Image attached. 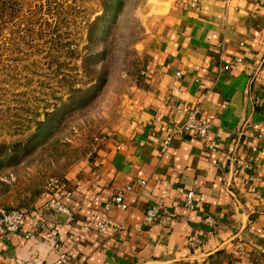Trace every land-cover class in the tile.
Instances as JSON below:
<instances>
[{
    "label": "crops",
    "instance_id": "obj_1",
    "mask_svg": "<svg viewBox=\"0 0 264 264\" xmlns=\"http://www.w3.org/2000/svg\"><path fill=\"white\" fill-rule=\"evenodd\" d=\"M167 1L125 125L39 197L24 231L46 224L71 264H264V0ZM197 103L214 149L176 135L164 147L182 107ZM190 191L194 210L183 206ZM118 193L127 209H105ZM156 203L175 216L170 225L143 223ZM190 236L201 243L191 248ZM0 264L61 263L49 234H17L0 237Z\"/></svg>",
    "mask_w": 264,
    "mask_h": 264
},
{
    "label": "rangeland",
    "instance_id": "obj_2",
    "mask_svg": "<svg viewBox=\"0 0 264 264\" xmlns=\"http://www.w3.org/2000/svg\"><path fill=\"white\" fill-rule=\"evenodd\" d=\"M167 0L0 5V209H32L100 138L121 129Z\"/></svg>",
    "mask_w": 264,
    "mask_h": 264
},
{
    "label": "built area",
    "instance_id": "obj_3",
    "mask_svg": "<svg viewBox=\"0 0 264 264\" xmlns=\"http://www.w3.org/2000/svg\"><path fill=\"white\" fill-rule=\"evenodd\" d=\"M191 6H194V4H192ZM179 75V73H176L177 77ZM182 112L184 114V120L181 123L174 124L172 133L162 138L164 147L169 145L173 136L176 135L178 137H192L199 139L204 142V145L209 150L214 149V143L209 141L208 139L210 123L206 119L201 117L198 103L189 108L182 107ZM95 148L93 149V151L95 150ZM247 168L251 169V166L248 165ZM61 183V178L49 177L45 181L43 195H50L55 193L61 187ZM137 183L140 185H144V182L141 180H138ZM52 204L58 210L67 213L64 207H62L63 205H61L60 203L54 202ZM113 205L118 206L122 209H127L126 205L123 202V196L121 193H118L115 197H112L110 201L105 205V209H109ZM183 206L187 210L195 209V204L193 202V193L191 191L187 193ZM28 214L29 211L25 210L0 209V237L6 235L21 234L25 240H34L41 235L43 236L49 234L53 245V251L56 254L58 261L61 264H71V257L62 248L58 239L54 236V234H52L51 228L46 224H40L38 228H35V230L24 231ZM174 220L175 216L169 211L167 207L160 203H156L146 209L143 223L145 225L161 224L164 226H168ZM204 221L208 224L209 227H211V229L214 228V221L211 217H205ZM96 228L98 231L104 232L109 229V224L105 220H100L97 223ZM200 243V240L192 236L188 238V245L191 248L198 246Z\"/></svg>",
    "mask_w": 264,
    "mask_h": 264
},
{
    "label": "trees",
    "instance_id": "obj_4",
    "mask_svg": "<svg viewBox=\"0 0 264 264\" xmlns=\"http://www.w3.org/2000/svg\"><path fill=\"white\" fill-rule=\"evenodd\" d=\"M6 1H8V0H0V5H4ZM40 196H41V193L38 194V196L36 197V199L38 197H40ZM5 210H25V209H5ZM29 210H31V209H29ZM29 210H25V211H29Z\"/></svg>",
    "mask_w": 264,
    "mask_h": 264
}]
</instances>
